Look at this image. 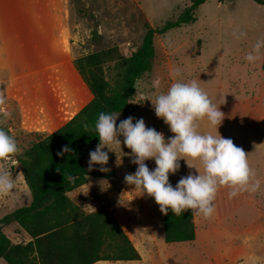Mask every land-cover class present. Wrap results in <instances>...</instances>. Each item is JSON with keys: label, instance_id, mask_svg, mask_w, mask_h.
<instances>
[{"label": "rangeland", "instance_id": "obj_1", "mask_svg": "<svg viewBox=\"0 0 264 264\" xmlns=\"http://www.w3.org/2000/svg\"><path fill=\"white\" fill-rule=\"evenodd\" d=\"M69 1L71 21L75 26L80 25L74 29L80 30L82 35L81 40L77 41L82 47L81 53L86 55L116 47L124 58L130 57L141 45L146 24L153 29H161L167 21L175 20L191 4V0ZM241 32L246 33V36L237 39L234 34ZM260 38H264V5L252 0H207L198 8L193 24L154 36L156 55L153 65L158 68V76L162 74L163 80L159 88H154L150 83L152 72L142 75L130 102L131 114L139 103L145 107L140 108L141 115L144 110L149 113L154 110L152 103H148L146 99L153 100V93L156 96L167 91L172 83L170 70L172 72L176 68L181 71V76L177 79L185 82L196 80L210 99L216 86H233L239 89L243 88L239 85L243 82L248 83L246 87L249 95L257 94L252 92L256 90L255 82L261 77L264 49L261 50L260 58L253 63L247 62L245 56ZM107 75L111 78L112 71H108ZM18 87L14 85L5 90L0 85V95L5 98V103L0 105V127L15 138L19 149L14 156L0 161V169L10 172L15 181V188L10 193L0 194V219L30 204L31 193L24 182L19 159L33 143L49 135V131H32L36 127H45L42 126L45 114L34 118L37 122L31 127L32 124L27 123L31 118L22 109L24 104L19 99L24 93ZM47 99L44 96L41 100L45 106L48 105ZM4 113H10L7 119L4 118ZM156 119L173 135L162 119ZM87 160L84 156L83 162L89 169ZM92 169L90 172H93ZM135 171L136 169L131 174ZM99 182L100 185L93 183L87 191L70 195L84 212L100 208L109 210L114 206L145 205L146 194L126 184L125 179L109 183L113 189L109 193L103 190L111 189V186L103 185L104 181ZM153 206L154 203L151 208ZM124 228L134 243L137 244V240L143 238L144 248L139 252L142 254L140 262L122 261L116 264H264V208L256 213L246 212L235 227L230 229L222 228L212 231V234L208 230L197 229V240L189 243H166L164 238H160L159 227L155 223L151 225V229L145 225L132 228L130 224ZM3 232L13 243H25L27 239L15 223L5 227ZM0 264L6 263L0 260Z\"/></svg>", "mask_w": 264, "mask_h": 264}, {"label": "crops", "instance_id": "obj_2", "mask_svg": "<svg viewBox=\"0 0 264 264\" xmlns=\"http://www.w3.org/2000/svg\"><path fill=\"white\" fill-rule=\"evenodd\" d=\"M71 16L69 0H0V85L4 86L5 90L17 85L20 91H23L25 96L18 97L24 104L22 109L31 118L27 122L32 124L31 127H34L37 122L34 121V118L45 114L43 117L46 125L43 122L42 126L46 128H34L32 131L37 133L45 131H49V134L53 133L73 118L93 98L74 65L75 59L82 56L84 52L81 53L82 47L77 43L82 38L80 30L74 29L80 25H73ZM262 67L261 77L254 84L256 90L252 92L257 94L249 95L246 87L247 82L240 83L239 85L243 88L239 89L233 86L223 88L222 85H218L214 88L215 93L211 94L212 102L224 113V119L218 128L220 135L231 139L237 147L245 151L249 166L255 173V179L260 181V188L256 192L243 191L230 198V189L221 187L214 201L215 212L210 218L193 212L196 233L193 242L197 240V229L208 230L210 234L212 231L216 232L222 228L230 229L232 226L235 227L236 222L246 212L256 213L264 208V64ZM151 72L150 83L152 85L157 78L160 82L163 80L162 74L158 76L159 70L154 65ZM171 81L173 82V77H171ZM238 90L240 91L238 92ZM44 96L48 97L46 106L41 101ZM153 96L155 98L154 93ZM150 100V98L146 99L148 103L151 102ZM140 108L144 109L145 107L139 103V106L131 114L134 117L133 123L143 116L146 127L155 128L158 132L163 133L166 141L173 136L166 131L163 123L156 119L155 110L150 113L144 110L141 115ZM124 119L123 116H119L117 122ZM60 121L64 122L60 123ZM197 123L198 131L218 134L216 128L211 127L206 118ZM52 126L54 127L52 128ZM119 139L121 145L113 143L109 146L112 151H109L107 147L103 149L108 152V163L103 166L96 164L92 167L93 172L109 176L87 177L86 184L71 192L69 197L71 194L75 195L80 191L89 190L93 183L100 185L99 181H104L103 185L107 186L113 180H124L126 174H131L134 169L137 170L138 166L132 163L134 157L130 155L131 150L123 144V137H119ZM96 147L87 146L85 150L88 166L89 153ZM145 163L150 170H154L156 167L154 160H147ZM189 163L203 170L198 161L189 160ZM179 164L178 171L169 175V182L173 187L181 177H186L189 172L196 174V170L189 169L183 159L179 161ZM101 167H106L110 171L102 172L100 171ZM108 186H111V189H102L106 193L113 191L112 185ZM146 199L143 207L127 205L108 209L125 232V225L130 224L132 228L145 225L151 229V225L155 223L159 227V235L163 240L162 212L152 197L146 194ZM72 202L75 203L73 200ZM153 203L154 206L151 208ZM95 211L97 210L87 213ZM129 239L138 253L141 248H144L143 238L140 237L137 244L130 237ZM27 241L28 239L25 242ZM141 257L142 254L140 259ZM119 262L122 261H99L96 264ZM125 262L130 263L131 261Z\"/></svg>", "mask_w": 264, "mask_h": 264}, {"label": "trees", "instance_id": "obj_3", "mask_svg": "<svg viewBox=\"0 0 264 264\" xmlns=\"http://www.w3.org/2000/svg\"><path fill=\"white\" fill-rule=\"evenodd\" d=\"M206 1L191 0L190 6L161 29L146 24L141 45L128 58L122 57L113 47L75 59V68L93 98L67 123L33 143L19 159L31 202L0 219V260L6 264H96L99 261L140 260L138 251L111 211L100 208L86 213L72 202L69 194L85 185L89 176H109L90 172L83 162L87 146L99 144L94 130L98 114L120 113L119 116L125 119L132 116L130 102L136 92L134 83L153 67L154 36L193 24L198 8ZM252 1L264 5V0ZM108 71L113 73L111 78H108ZM85 123L93 127L85 131ZM64 147L71 151L58 156ZM162 221L166 243L195 240L193 211L176 216L169 210L167 215L162 213ZM11 223L26 235L27 242L13 243L5 235L3 229Z\"/></svg>", "mask_w": 264, "mask_h": 264}, {"label": "clouds", "instance_id": "obj_4", "mask_svg": "<svg viewBox=\"0 0 264 264\" xmlns=\"http://www.w3.org/2000/svg\"><path fill=\"white\" fill-rule=\"evenodd\" d=\"M234 35L240 39L246 33ZM262 49L264 38L255 42L245 60L249 63L257 61ZM170 75L173 82L167 91L160 92L150 101L155 115L164 121L173 136L166 141L163 133L146 127L143 118L133 123L132 116L120 121L117 126L120 113L100 112L94 123L99 144L89 153V170L96 164L106 165L109 155L103 149L107 147L112 151L109 146L113 143L121 145L119 137H123V144L131 150L130 155L134 157L132 163L138 166L135 173L125 175L126 184L152 197L164 215L169 210L176 216L191 210L210 218L215 212L214 201L221 187L229 188V197L232 198L243 191L256 192L260 188V181L255 179L245 151L231 139L220 135L218 128L222 124L224 113L198 82L177 79L181 76L179 68L174 69ZM159 86L160 80L157 78L153 81V87ZM4 103L5 98L0 95V105ZM9 115L10 113H4V118L7 119ZM205 118L211 127L216 128L217 135L198 131L197 122ZM83 127L87 131L93 126L85 123ZM18 151L15 138L0 127V161L7 160ZM70 151V148L64 147L57 155L63 156ZM181 159L189 169L194 168L196 174L189 172L173 187L169 182V175L178 171ZM147 160L155 161L154 170L149 169L145 163ZM189 160L198 161L203 170L189 163ZM100 171L108 172L110 169L101 167ZM14 188L12 174L0 169V194H8Z\"/></svg>", "mask_w": 264, "mask_h": 264}, {"label": "water", "instance_id": "obj_5", "mask_svg": "<svg viewBox=\"0 0 264 264\" xmlns=\"http://www.w3.org/2000/svg\"><path fill=\"white\" fill-rule=\"evenodd\" d=\"M137 86V81H135V83H134V87H136Z\"/></svg>", "mask_w": 264, "mask_h": 264}, {"label": "built area", "instance_id": "obj_6", "mask_svg": "<svg viewBox=\"0 0 264 264\" xmlns=\"http://www.w3.org/2000/svg\"><path fill=\"white\" fill-rule=\"evenodd\" d=\"M101 205H104V203H101Z\"/></svg>", "mask_w": 264, "mask_h": 264}]
</instances>
